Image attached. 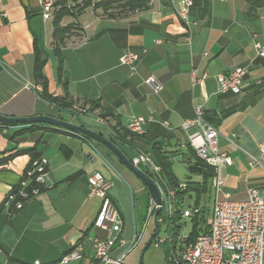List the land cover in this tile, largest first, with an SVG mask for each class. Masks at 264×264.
<instances>
[{
	"label": "crops",
	"instance_id": "0c3cea01",
	"mask_svg": "<svg viewBox=\"0 0 264 264\" xmlns=\"http://www.w3.org/2000/svg\"><path fill=\"white\" fill-rule=\"evenodd\" d=\"M180 1L149 0L146 8L108 17L97 8L83 11L78 16L82 37L62 47L59 73L53 20L43 18L39 0H2L0 114L55 115L109 139L114 127L142 116L147 120L145 134L117 146L132 159L138 150L150 152L152 144L159 143L174 159L189 147L182 122L201 106L204 121L220 132L219 151L232 158V164L221 168L224 190L235 200H244L249 186L264 194V164L249 165L250 156H260L258 144L264 142V56L254 48V41L264 43V6L252 9L250 0H193L188 41V28L176 13ZM37 49L46 58L48 92L83 104L87 115L73 116L41 96L35 75ZM126 51L139 56L133 73L120 62ZM236 66L249 69L241 92H218L217 75ZM193 71L200 82H193ZM150 75L163 83L160 92L145 84ZM94 101L99 105L92 107ZM105 110L113 114L107 117L109 126L96 119ZM190 155L189 150L184 153L187 160ZM34 156L48 159L49 184L22 208L7 206L8 194L18 187ZM94 171L110 182L118 207L126 197L122 176L147 191L118 156L96 140L42 123L0 124V264H93L91 239L108 235L93 225L102 202L99 196H89L88 176ZM209 192L213 196L212 187ZM119 210L122 235L126 224ZM204 212L200 208L198 214ZM210 215L211 210L205 219ZM154 231L145 236L146 229L143 245ZM80 242L84 257L62 263V256Z\"/></svg>",
	"mask_w": 264,
	"mask_h": 264
},
{
	"label": "built area",
	"instance_id": "2783aa9c",
	"mask_svg": "<svg viewBox=\"0 0 264 264\" xmlns=\"http://www.w3.org/2000/svg\"><path fill=\"white\" fill-rule=\"evenodd\" d=\"M39 2L43 18L53 20L55 1L39 0ZM192 4L193 0H181L176 10L179 19L188 28V41L192 38L189 19ZM1 5L2 0H0ZM254 48L258 56H264V43L256 40ZM138 58V54L126 51L121 55L120 62L128 65L133 73ZM248 70V67L236 66L218 74L217 91L240 93ZM192 79L194 83L200 82L195 71L192 72ZM144 82L156 93L164 87L163 83L153 75L145 78ZM65 110L77 117L89 113V109L78 102H72ZM202 114V107L196 106L195 116L184 120L181 127L186 132L188 144L196 156L214 170L211 178L213 203L211 215L207 220V232L200 233L190 240L189 236H185L180 229L181 220L187 215V210L182 209L178 204L177 195L179 191L186 189L185 182L177 185L168 182L161 166L150 152L138 150L131 159L135 166L152 178L161 195L160 212L156 221L159 226L163 222L166 223V235L163 239L159 234L154 236L152 244L163 248L166 264H264V194L258 188L249 186L247 197L244 200H235L224 190L221 168L232 164V158L227 152L219 151L220 132L204 121ZM96 119L101 125L109 126L107 117L97 116ZM146 121L142 116H135L129 120L125 128L137 135H144ZM194 127L197 130L190 132L189 130ZM258 146L261 154L259 157L250 156V166L264 164V142H260ZM49 181L48 159L44 156L33 158L25 169L18 187L8 194L6 205L22 208L24 202L40 193ZM88 183L89 196H99L102 199L93 225L108 232L105 238L95 236L91 239L93 264H127L128 255L143 240L150 219L146 221L140 235L133 226L131 237L129 239L122 237L120 210L109 192L110 182L101 172L94 171L88 176ZM193 211L196 215L200 208L196 206ZM83 252V243L80 242L62 256L61 262L80 260L84 257Z\"/></svg>",
	"mask_w": 264,
	"mask_h": 264
},
{
	"label": "rangeland",
	"instance_id": "374dc122",
	"mask_svg": "<svg viewBox=\"0 0 264 264\" xmlns=\"http://www.w3.org/2000/svg\"><path fill=\"white\" fill-rule=\"evenodd\" d=\"M54 14L60 10L65 9L68 14L63 16L60 21L61 26L70 28L67 42H77L82 37V23L78 20V16L87 9L97 8L98 12L105 17L122 14L123 12L131 11L129 7L121 9L118 4L107 5L109 0H54ZM83 105V104H82ZM86 107V106H85ZM183 153H177L172 163V172L179 182H201L203 176L201 173L191 171L187 158V147L182 148ZM121 179L126 188L125 204L119 206L123 212V221L126 224L122 237L129 239L131 236L133 225L136 227L137 234L140 235L147 221V212L149 205V194L147 191L138 190L137 186L124 176ZM213 196L210 192H202L199 198L192 194L186 202L187 215L181 220V230L185 236H190L194 227V207L198 205L200 208L205 207V212L201 213L199 217L207 218L210 210L212 209ZM134 223V224H133ZM155 227L154 216L149 220V226L145 236L152 233ZM159 237L165 238L166 223L160 225ZM130 231V232H129ZM128 234V236H126ZM143 241V240H142ZM142 241L137 245L134 250L128 255L126 259L127 264H139L141 251L144 247ZM143 264H166L164 250L161 247H156L151 244L145 251L143 256Z\"/></svg>",
	"mask_w": 264,
	"mask_h": 264
},
{
	"label": "trees",
	"instance_id": "16d2710c",
	"mask_svg": "<svg viewBox=\"0 0 264 264\" xmlns=\"http://www.w3.org/2000/svg\"><path fill=\"white\" fill-rule=\"evenodd\" d=\"M149 0H109L107 5H115L118 4L121 9H124L125 7H129L130 9H142L146 8ZM252 9H255L257 7L264 6V0H250ZM124 13V12H123ZM68 12L62 8L59 12L54 14L53 17V40H54V51L58 57V70L59 73H61L62 69V47L65 46L67 43V37L70 32V28L67 26H61L60 21L61 18L65 15H67ZM46 58L43 55V52L40 50H36V64H35V75L36 80L42 85V92L41 96L45 99H47L50 102L55 103L60 109H66L73 101L67 100L66 97H58L50 94L47 89V78L45 74L43 73V67L45 65ZM98 102L94 101L92 102V107H95L99 104ZM113 114L107 110L102 112L103 117H110ZM33 126L30 127L32 129ZM115 134L114 136L110 137V140L118 145L117 142L122 143H128L132 144V140L135 139L138 136L143 135H137L129 130H127L125 127H114ZM85 138H89L87 136H83ZM90 139V138H89ZM31 149H27L25 151H31ZM150 153L152 154L155 161L161 166L162 173L164 174L165 178L168 182H170L173 185H177L180 182L175 178L173 172H172V155L174 154H168L167 152H164L161 149V146H159V143H153L150 148ZM189 152L191 153L189 159L187 160L189 163V168L191 171H195L198 173H201L203 176V180L201 182H185L187 184V187L185 190H181L178 192V204L183 209L185 207V200L187 196L190 194H195L198 198L202 192H209L210 185L209 181L211 180L214 170L213 167L205 163L203 160L198 158L194 152V150L189 146L188 147ZM37 156H34L33 158H36ZM32 158V159H33ZM198 206V205H196ZM201 211H205V207L201 208ZM208 225L207 220L204 217H199V214H196L194 216V227L193 231L191 232L189 238L194 239L197 235L203 232H207Z\"/></svg>",
	"mask_w": 264,
	"mask_h": 264
},
{
	"label": "water",
	"instance_id": "95a60500",
	"mask_svg": "<svg viewBox=\"0 0 264 264\" xmlns=\"http://www.w3.org/2000/svg\"><path fill=\"white\" fill-rule=\"evenodd\" d=\"M0 123L27 124V125L42 123V124L50 125L52 127L65 129L72 133L80 134L81 136H87L93 140L102 143L107 148H109L116 156H118V158L144 183L147 192L149 194L147 220H149L152 215L154 216L155 231L152 234L151 238H149L147 242L144 244V247L141 251L139 264H143V256L145 251L152 244L153 237L157 236L160 231V226L156 221V217L160 212L159 205L161 204V195L157 185L148 174H146L142 169L135 166L132 160L128 158L115 143H113L109 138L102 135L100 132L87 128L81 124L67 121L61 117L55 115L12 117V116H6L0 114Z\"/></svg>",
	"mask_w": 264,
	"mask_h": 264
}]
</instances>
